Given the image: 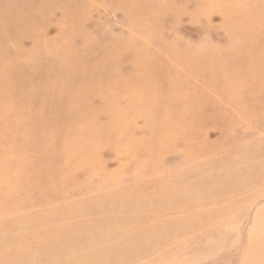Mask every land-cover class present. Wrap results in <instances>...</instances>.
I'll return each instance as SVG.
<instances>
[{
  "label": "rangeland",
  "instance_id": "rangeland-1",
  "mask_svg": "<svg viewBox=\"0 0 264 264\" xmlns=\"http://www.w3.org/2000/svg\"><path fill=\"white\" fill-rule=\"evenodd\" d=\"M0 59L67 147L0 156V264H264V0H0Z\"/></svg>",
  "mask_w": 264,
  "mask_h": 264
},
{
  "label": "bare ground",
  "instance_id": "bare-ground-1",
  "mask_svg": "<svg viewBox=\"0 0 264 264\" xmlns=\"http://www.w3.org/2000/svg\"><path fill=\"white\" fill-rule=\"evenodd\" d=\"M20 7H29V5L27 4V5H22V6H20ZM9 8H12L11 6H9ZM10 37H14V38H17L18 37V35L15 33V32H13V33H10V36H9V38ZM17 43V42H16ZM251 51V50H250ZM252 52V51H251ZM258 52H259V50H258ZM1 60V59H0ZM2 61H4V60H2ZM4 63H5V65L0 61V69H2V71H3V74L4 73H9L10 71H11V69H13V67L11 68V66L10 67H8V62L7 61H4ZM99 63V62H98ZM97 64V63H96ZM100 64V63H99ZM82 67H84V66H82ZM97 67H98V64H97ZM97 67H95V68H97ZM14 69H15V67H14ZM77 69H79V68H77ZM91 71V70H90ZM51 72H52V70H51ZM84 72V71H83ZM86 74H88V73H86ZM5 75V74H4ZM59 75V74H58ZM52 76H56V72L54 71L53 73H52ZM101 76H102V74H101ZM100 76V77H101ZM47 77V76H46ZM54 78V77H53ZM62 78V77H61ZM60 78V79H61ZM111 78V77H110ZM115 78V77H114ZM105 79V78H104ZM107 79V78H106ZM105 79V80H106ZM132 80V79H131ZM11 81V80H10ZM100 81H101V79H100ZM108 81V80H107ZM82 82V81H81ZM109 82V81H108ZM110 82H111V79H110ZM113 82H114V80H113ZM1 83V82H0ZM3 83V82H2ZM10 83V82H9ZM103 83V82H102ZM102 83H101V87H102ZM106 83V82H105ZM8 84V83H7ZM12 84H13V82H12ZM64 84V83H63ZM96 84V83H95ZM94 84V85H95ZM109 84V83H108ZM91 85V84H90ZM89 85V86H90ZM93 85V84H92ZM91 85V86H92ZM75 86H77V84L75 85ZM96 86H97V84H96ZM107 86V85H106ZM109 86H110V84H109ZM1 87H4V85L2 86L1 85ZM8 87V86H7ZM15 87H16V85H15ZM25 87V86H24ZM66 87V86H65ZM68 87V86H67ZM79 87V86H78ZM78 87H76V89L78 90ZM88 87V86H87ZM104 87V86H103ZM103 87H102V91H103ZM111 87V86H110ZM137 87V86H136ZM4 88H6V87H4ZM73 88V87H72ZM93 88V87H92ZM98 88V87H97ZM109 87H107V89H108ZM112 88H113V86L111 87V90H112ZM132 88V87H131ZM50 89H51V87H50ZM61 89H62V87H61ZM74 89V88H73ZM83 89H84V87H83ZM95 89V88H94ZM107 89L105 90V92L107 91ZM134 89V88H133ZM1 90V89H0ZM22 90V89H21ZM24 90V89H23ZM29 90V89H28ZM32 90V89H31ZM52 90H53V88H52ZM92 90V89H91ZM100 90V89H99ZM137 90V89H136ZM6 91V90H5ZM14 91V90H13ZM13 91H11V92H13ZM25 91H27V89L25 88ZM44 91V90H43ZM15 92H17V91H15ZM30 92V91H29ZM72 92V91H71ZM121 92V91H120ZM18 93V92H17ZM67 93V92H66ZM65 93V88H64V94H66ZM75 92L73 91V94H74ZM77 93V92H76ZM75 93V94H76ZM104 92H102L101 94L103 95V97L105 96L104 94H103ZM110 93V92H109ZM63 94V95H64ZM82 94V93H81ZM107 94V93H106ZM119 94V93H118ZM68 95V93L66 94V96ZM69 95H72V93H70ZM80 95V94H79ZM102 95H100V96H102ZM112 95V94H111ZM117 95V94H116ZM22 96V95H21ZM25 96V95H24ZM26 96H27V94H26ZM83 96V95H82ZM99 96V97H100ZM110 96V95H109ZM50 97V96H49ZM65 97V96H64ZM64 97H63V100H64ZM78 97V96H77ZM80 97V96H79ZM84 97V96H83ZM82 97V98H83ZM111 97V96H110ZM115 97V96H114ZM51 98H52V95H51ZM51 98H49V99H51ZM66 98V97H65ZM70 98V97H69ZM75 98V97H74ZM107 98V97H106ZM78 99H80V98H78ZM104 99V98H103ZM5 100H7L6 98H4V100L3 101H5ZM12 100V99H11ZM61 100V99H60ZM63 100H62V103H59V106H58V104H57V106L55 107L54 106V108L52 107V111H61V110H63V109H67L66 108V106H67V104L66 103H64L63 102ZM70 100V99H69ZM109 100V99H108ZM112 100V99H111ZM31 101V100H30ZM119 101H121V100H119ZM0 102H2V100L0 99ZM60 102V101H59ZM111 101H109V103H110ZM127 101H125V103H126ZM107 103H108V101H107ZM109 103L107 104V105H109ZM111 104V103H110ZM123 104V103H122ZM121 104V105H122ZM32 105V104H31ZM77 105V104H76ZM80 105V104H79ZM82 105V104H81ZM107 105H105V106H107ZM33 106V105H32ZM39 106V105H38ZM78 106V105H77ZM112 106V105H111ZM114 106V105H113ZM101 107H102V105H101ZM32 108V107H31ZM37 108V107H36ZM40 108H42V107H40ZM44 108V107H43ZM78 108H80V107H78ZM103 108V107H102ZM35 109V108H34ZM50 109V108H49ZM89 109V108H88ZM104 109V108H103ZM106 109V108H105ZM109 109V108H108ZM112 109V108H111ZM110 109V110H111ZM33 110V109H32ZM79 110V109H78ZM49 111V110H48ZM109 111V110H108ZM107 111V112H108ZM114 111V110H113ZM112 111V112H113ZM116 111V110H115ZM49 112H51V110L49 111ZM76 112H78V111H76ZM79 112H80V110H79ZM87 112V111H86ZM82 113H84V115H85V117L86 116H90V118L89 119H91V117L94 115H88L89 113H87V115L85 114V112H82ZM49 115V114H48ZM76 115V117H70L69 116V114H68V110H67V112H66V114L64 115V113H62L61 114V120H62V123L63 124H65V123H68V126L69 127H72V126H75L76 127V124H78V125H80V118L79 117H77L78 115L77 114H75ZM80 115V114H79ZM115 115V114H114ZM116 115H117V113H116ZM18 116V118H19V114L17 115V114H15V116H14V118H16ZM112 116V115H111ZM80 117H83V114H82V116H80ZM56 118L58 119V117L55 115V113L54 112H52L51 114H50V116H49V121H51V122H53V123H57V121H56ZM8 119H10V117L8 118ZM46 119V118H45ZM88 119V118H87ZM88 119V120H89ZM92 120H93V118H92ZM83 121H84V119H83ZM87 121V120H86ZM76 123V124H75ZM91 123V122H90ZM11 127V126H10ZM49 134L51 135V137L55 140L58 136H60V135H67V134H72L71 133V131L70 130H68L67 128H65V129H63V131L61 130V131H59V128H54V129H52V131L51 132H49ZM2 135H4L5 136V139L6 140H1V138L3 137ZM46 136V133H45V125H36V126H34V125H31V124H25V123H23V124H21V123H18V124H16V125H14V126H12L11 128H4L3 127V130H0V144L2 143V146L0 147V156H3L4 158H6L5 159V161H9V160H15V161H17V160H19V162H15V168H17V171H20V168L21 167H19V165H20V162L23 160V158L21 157V155L23 154V153H26L27 151H28V149L29 150H33V152L34 153H37L38 155H37V157H40V158H42L43 159V161L44 160H48V159H55V160H58V158H64V155L62 154V151L64 150V148H67V147H65V146H61V147H59L55 142H53L52 141V143L50 144V145H44V137ZM26 137V139H31L32 140V142L31 143H33V142H35V144H31V143H23L21 146H18V147H15V146H9V144H11L12 143V141H11V139H16V138H25ZM11 141V142H10ZM84 148V147H83ZM70 149H72V148H70ZM76 151H72V152H70L69 151V149H67V152H66V154H65V158H66V160H67V158H70V157H73L74 156V154H76L75 153ZM87 153V152H86ZM1 158V157H0ZM87 164V163H86ZM48 165H50V164H48ZM47 165V166H48ZM36 168V167H35ZM45 168V167H44ZM22 170H21V173L24 171V169L23 168H21ZM19 173V175H20V172H18ZM17 173V174H18ZM16 174V173H15ZM16 174V175H17ZM13 176L14 175H12V177L11 178H13ZM10 178V177H9ZM37 180V179H36ZM29 182V181H28ZM31 182V181H30ZM29 182V183H30ZM31 184V183H30Z\"/></svg>",
  "mask_w": 264,
  "mask_h": 264
}]
</instances>
